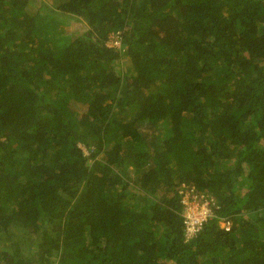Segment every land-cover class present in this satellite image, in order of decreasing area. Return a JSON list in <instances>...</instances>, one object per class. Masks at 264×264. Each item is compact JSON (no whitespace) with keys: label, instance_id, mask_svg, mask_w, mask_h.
<instances>
[{"label":"trees","instance_id":"obj_1","mask_svg":"<svg viewBox=\"0 0 264 264\" xmlns=\"http://www.w3.org/2000/svg\"><path fill=\"white\" fill-rule=\"evenodd\" d=\"M0 264H264V0H0Z\"/></svg>","mask_w":264,"mask_h":264},{"label":"built area","instance_id":"obj_2","mask_svg":"<svg viewBox=\"0 0 264 264\" xmlns=\"http://www.w3.org/2000/svg\"><path fill=\"white\" fill-rule=\"evenodd\" d=\"M112 40L110 42V45H120V42L117 38V35H111ZM186 196V201L183 200L184 203V225H185V233L187 236H190L193 234L196 230L199 229L201 226V223L208 218L210 215V208H209V202L207 200H202L200 201L201 203V208L198 211H194L195 209L193 208L194 205V200L195 198L189 199L188 195ZM184 198V197H183ZM193 205H192V204ZM190 208V209H189ZM225 228H228V222H225Z\"/></svg>","mask_w":264,"mask_h":264},{"label":"rangeland","instance_id":"obj_3","mask_svg":"<svg viewBox=\"0 0 264 264\" xmlns=\"http://www.w3.org/2000/svg\"><path fill=\"white\" fill-rule=\"evenodd\" d=\"M71 22H68V26H70V30L71 32H75V33H81L85 30V26L79 22H75L74 20L70 19ZM67 24H65L64 26H66ZM68 30V29H67ZM69 31V30H68ZM70 32V31H69ZM111 42V41H110ZM108 42V43H110ZM79 112H81L83 110L82 106H80ZM83 150L87 153V150L85 149L84 146H82ZM184 201H186V196H184L183 198ZM192 204V203H191ZM193 205V204H192ZM193 208L195 209L194 211H198L201 208V203L196 199L194 200V205ZM190 209V208H189Z\"/></svg>","mask_w":264,"mask_h":264},{"label":"clouds","instance_id":"obj_4","mask_svg":"<svg viewBox=\"0 0 264 264\" xmlns=\"http://www.w3.org/2000/svg\"><path fill=\"white\" fill-rule=\"evenodd\" d=\"M109 42H110V41H109ZM109 44H110V43H109ZM183 215H184V214H183ZM225 222H228V221H226V220H225V221H223V220L220 221V226H221L222 228H224V229H226V228H225V225H224ZM228 228H229V222H228ZM228 228H227V229H228ZM227 229H226V230H227Z\"/></svg>","mask_w":264,"mask_h":264}]
</instances>
